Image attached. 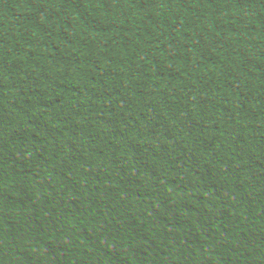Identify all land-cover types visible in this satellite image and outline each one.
Returning <instances> with one entry per match:
<instances>
[{"label":"trees","instance_id":"16d2710c","mask_svg":"<svg viewBox=\"0 0 264 264\" xmlns=\"http://www.w3.org/2000/svg\"><path fill=\"white\" fill-rule=\"evenodd\" d=\"M0 264H264V0H0Z\"/></svg>","mask_w":264,"mask_h":264}]
</instances>
